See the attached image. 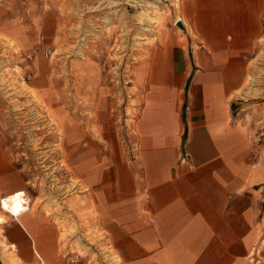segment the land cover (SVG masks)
Wrapping results in <instances>:
<instances>
[{"label": "crops", "instance_id": "0c3cea01", "mask_svg": "<svg viewBox=\"0 0 264 264\" xmlns=\"http://www.w3.org/2000/svg\"><path fill=\"white\" fill-rule=\"evenodd\" d=\"M167 10L141 47L127 140L99 115L95 136L78 131L72 164L89 173L73 214L110 264H264V0H174ZM24 190L0 148V199ZM8 218L2 264H71L62 218L45 205L32 199ZM86 253L96 264L100 253Z\"/></svg>", "mask_w": 264, "mask_h": 264}, {"label": "rangeland", "instance_id": "374dc122", "mask_svg": "<svg viewBox=\"0 0 264 264\" xmlns=\"http://www.w3.org/2000/svg\"><path fill=\"white\" fill-rule=\"evenodd\" d=\"M172 1L0 2V148L21 171L28 203L35 199L55 219L62 218L61 256L76 264L91 262L87 253L81 255L87 247L100 253L94 255L96 264H110V251L94 243V230L86 228L82 214L81 221L73 214L72 196L87 191L89 173L87 165L72 164L79 156L73 142L79 130L86 140L89 131L95 136L98 115L117 134L122 124L127 140L124 119H131L139 93L141 47L164 28ZM78 92L90 99L78 101ZM1 211L5 224L11 215Z\"/></svg>", "mask_w": 264, "mask_h": 264}, {"label": "bare ground", "instance_id": "6f19581e", "mask_svg": "<svg viewBox=\"0 0 264 264\" xmlns=\"http://www.w3.org/2000/svg\"><path fill=\"white\" fill-rule=\"evenodd\" d=\"M140 5H142L141 1H139V6ZM146 29H149V25L146 26ZM1 200L2 202L0 205V209L10 214L13 217L19 218L22 215V213L28 209L29 203H28V200L25 198V193L23 191H19V192L4 196L3 198H1ZM3 222L4 220L0 216V224Z\"/></svg>", "mask_w": 264, "mask_h": 264}, {"label": "built area", "instance_id": "2783aa9c", "mask_svg": "<svg viewBox=\"0 0 264 264\" xmlns=\"http://www.w3.org/2000/svg\"><path fill=\"white\" fill-rule=\"evenodd\" d=\"M1 202H2V200L0 199V205H1ZM68 261H69V263H71V264L76 263L75 258H69ZM0 264H2L1 261H0Z\"/></svg>", "mask_w": 264, "mask_h": 264}, {"label": "water", "instance_id": "95a60500", "mask_svg": "<svg viewBox=\"0 0 264 264\" xmlns=\"http://www.w3.org/2000/svg\"><path fill=\"white\" fill-rule=\"evenodd\" d=\"M176 26L179 27V28H181V23L177 22L176 23Z\"/></svg>", "mask_w": 264, "mask_h": 264}]
</instances>
